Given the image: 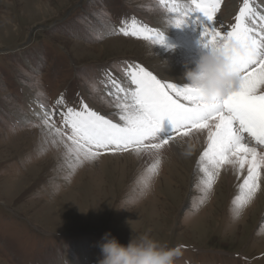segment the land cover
Wrapping results in <instances>:
<instances>
[{
  "label": "rangeland",
  "instance_id": "rangeland-1",
  "mask_svg": "<svg viewBox=\"0 0 264 264\" xmlns=\"http://www.w3.org/2000/svg\"><path fill=\"white\" fill-rule=\"evenodd\" d=\"M241 6L242 0H223L217 18L225 28ZM164 14L158 0H0V264H98L108 232L123 245L145 234L170 248L183 245L175 264H264V180L234 219L231 202L244 174L238 179L229 168L222 170L206 203L195 210L201 193L192 158L205 144L191 148L193 136L177 137L182 155L191 159L177 173L171 171L176 153L165 155L144 190L139 180L146 157L106 154L77 165L39 124L17 123L24 116L35 121L37 100L52 110L61 93L69 106L83 99L118 121V110L107 103L111 97L101 99L105 70L121 82L127 80L126 64L138 63L168 82L160 75L162 60L180 42L164 33L175 45L122 34L101 39L104 25L119 27L122 19L135 17L160 30ZM53 119L61 128V117Z\"/></svg>",
  "mask_w": 264,
  "mask_h": 264
},
{
  "label": "snow or ice",
  "instance_id": "snow-or-ice-1",
  "mask_svg": "<svg viewBox=\"0 0 264 264\" xmlns=\"http://www.w3.org/2000/svg\"><path fill=\"white\" fill-rule=\"evenodd\" d=\"M222 2L158 0L168 24L175 28L199 27L202 46L222 52L231 61L237 83L215 104H206L200 92L189 85L179 87L158 79L138 63H127L122 69L127 84L115 79L108 70L99 82L103 86L101 99L103 94L111 97L107 103L118 110L114 113L118 121L93 110L83 99L78 107L69 106L61 93L52 110L37 100L40 111L31 113L35 121L24 116L17 123L39 124L42 133L64 145L77 165L106 154L131 152L147 157L144 175L139 180L144 190L159 175L164 152L171 142L177 137L206 132V146L194 172L201 195L198 205L193 207L198 211L206 203L221 171L230 167L238 176L246 172L231 202L233 218L239 219L261 190L264 171V11L256 7L264 0H242L234 23L228 28L217 18ZM104 27L101 39L122 34L165 45L162 31L135 17L122 19L119 27L111 23ZM56 115L61 117V128L56 127ZM65 136L70 144L65 142ZM249 138L254 144L249 143ZM57 139L52 141L53 145Z\"/></svg>",
  "mask_w": 264,
  "mask_h": 264
},
{
  "label": "clouds",
  "instance_id": "clouds-1",
  "mask_svg": "<svg viewBox=\"0 0 264 264\" xmlns=\"http://www.w3.org/2000/svg\"><path fill=\"white\" fill-rule=\"evenodd\" d=\"M185 79L208 105L224 98L237 83L231 61L213 48L199 56L195 68L185 73ZM101 239L102 258L98 264H175L180 256L179 247H167L146 234L132 236L127 245L121 244L110 232Z\"/></svg>",
  "mask_w": 264,
  "mask_h": 264
},
{
  "label": "bare ground",
  "instance_id": "bare-ground-1",
  "mask_svg": "<svg viewBox=\"0 0 264 264\" xmlns=\"http://www.w3.org/2000/svg\"><path fill=\"white\" fill-rule=\"evenodd\" d=\"M256 7L260 8L262 11H264V3H262L260 5H256ZM237 14H238V12H237ZM165 15L166 14H164V16ZM156 26L165 34V36H172L176 42H178V43L180 42L179 46L175 47L174 50L172 52H170L169 55H167L166 59L162 60L163 65H162V67H160L161 68L160 75H162L168 82H172L179 87H183L185 85H188L189 82L185 79V73L187 71L195 68L196 62L198 61L199 56L201 55V52H202V48H203L202 44L200 43V41H201L200 31H198V29L196 30L195 29L196 27H194L193 25H188V26L181 27V28H175V27H173V25L168 24V22L165 19H163L162 21L157 23ZM165 39H167V38H165ZM168 41H170V40H168ZM171 43H173V42H171ZM173 45H175V44L173 43ZM191 45H192V49L186 48L187 46H191ZM159 62H160V60H159ZM157 78L160 79L158 76H157ZM121 83L127 84L128 81L122 79ZM92 109H95V108H92ZM96 111H98V110H96ZM99 113L106 116L105 113H102V112H99ZM24 134H25V132H24ZM192 136L193 137L189 138V141L191 143V146H190L191 148L198 150L197 149L199 147L198 145H200L198 141L203 143L202 144L203 146H204V144L206 146V132L205 133H194ZM192 139H195V141L194 140L192 141ZM178 144H179L178 139L176 141L171 142V144L167 147V150L164 152V155H163V157H164L167 154L172 155V154L176 153L174 155L175 159L171 160L173 163L171 171H174V172H177L179 170L177 168H181L183 162L185 163L186 160L189 161V159H191L188 156L186 157V155H184V154L182 155V152H181L182 147H181V145L178 146ZM192 159H193V163L195 162L194 163V172H195L196 162L199 159V155L195 161H194V158H192ZM145 161H148L147 157H146ZM185 164H184V166H185ZM169 166H170V164H169ZM228 168L231 170L230 167H228ZM232 172H233L232 170L229 171V173H231V177H232ZM165 173H166V171H165ZM189 173H190L189 177H190L191 182H192L193 178H191V177L193 175V171L189 172ZM242 175L243 174L239 175L238 179ZM244 175H246V172L244 173ZM226 176L228 179L230 174H228V175L226 174ZM262 179L264 180V171H262ZM233 182H236V181H233ZM88 189H90V188H88ZM159 193H160V191H159Z\"/></svg>",
  "mask_w": 264,
  "mask_h": 264
}]
</instances>
